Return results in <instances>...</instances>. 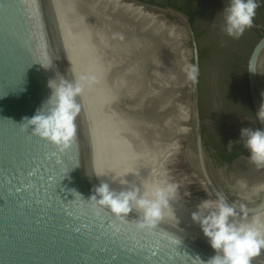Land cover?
Segmentation results:
<instances>
[{"label": "clouds", "instance_id": "9594fccd", "mask_svg": "<svg viewBox=\"0 0 264 264\" xmlns=\"http://www.w3.org/2000/svg\"><path fill=\"white\" fill-rule=\"evenodd\" d=\"M258 6V0H228L222 9L224 34L239 38L251 27ZM39 64L45 69L50 66ZM186 71L188 79L195 83L198 68L190 65ZM92 82L94 77L89 75H81L75 81L50 79L47 82L50 95L31 117L22 118L21 131L45 139L59 149L67 148L77 133L76 120L81 111L77 97ZM257 116L264 123V110L258 111ZM239 140L248 152L249 161L257 168L264 167V128L243 127L239 131ZM235 142L230 140L227 143L228 150ZM93 174L98 179L105 176L103 172ZM117 179L114 177L113 182ZM119 182L127 184L126 180ZM176 193L177 185L166 179L144 193L135 185L116 191L109 182L101 181L94 186L93 195L88 200L106 207L118 218H125L135 210L141 219L139 226L151 228L162 219ZM237 215L236 207L222 193H216L215 199H204L195 205L190 219L198 225L214 252L207 261L200 260L201 264H251L252 258L264 250V222L259 216L237 221Z\"/></svg>", "mask_w": 264, "mask_h": 264}, {"label": "snow or ice", "instance_id": "6c2138e0", "mask_svg": "<svg viewBox=\"0 0 264 264\" xmlns=\"http://www.w3.org/2000/svg\"><path fill=\"white\" fill-rule=\"evenodd\" d=\"M19 82H20V81H18V82L15 84V86H16ZM15 86H14V87H15Z\"/></svg>", "mask_w": 264, "mask_h": 264}]
</instances>
